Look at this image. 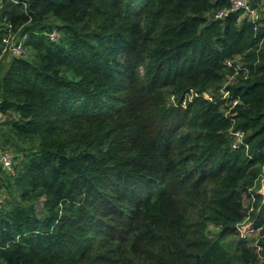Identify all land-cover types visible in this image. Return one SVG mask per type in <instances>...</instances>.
<instances>
[{"label": "trees", "instance_id": "16d2710c", "mask_svg": "<svg viewBox=\"0 0 264 264\" xmlns=\"http://www.w3.org/2000/svg\"><path fill=\"white\" fill-rule=\"evenodd\" d=\"M230 2L3 0L0 51L6 18L28 53L0 69V113H20L0 264L257 263L237 225L264 165V19L216 17Z\"/></svg>", "mask_w": 264, "mask_h": 264}, {"label": "built area", "instance_id": "2783aa9c", "mask_svg": "<svg viewBox=\"0 0 264 264\" xmlns=\"http://www.w3.org/2000/svg\"><path fill=\"white\" fill-rule=\"evenodd\" d=\"M18 2V1H16ZM3 0H0V8L2 7ZM241 11L243 16L246 17L252 24L255 32H258L260 26L262 25V16L258 10V7L253 5V0H231L229 7L220 9L216 12V17L224 18L230 12ZM5 29L8 30L7 35L3 38L1 51H0V62L3 61L4 56L7 55L9 58L13 57H24L27 56L28 46L26 44L28 40V34L18 35L13 31V26L5 18L3 21ZM49 36L52 40H57L60 37V33L54 29L49 33ZM225 64L228 67H233L235 73H237L241 68V64L236 59H226ZM228 92H224V96H228ZM238 101L236 100L234 104ZM9 120H18L20 118V113H11V115L6 116L0 113L1 121ZM231 134L233 135V148H244L249 150V144L245 142V134L241 129L232 130ZM248 152V151H247ZM0 168L3 169L8 175L15 174V156L9 149L0 148ZM5 204V199L0 193V215L3 211ZM240 234L243 237H246L248 230L240 229ZM263 263L264 264V257Z\"/></svg>", "mask_w": 264, "mask_h": 264}, {"label": "rangeland", "instance_id": "374dc122", "mask_svg": "<svg viewBox=\"0 0 264 264\" xmlns=\"http://www.w3.org/2000/svg\"><path fill=\"white\" fill-rule=\"evenodd\" d=\"M258 10L261 14V16L263 17L262 19H264V4L263 2L259 4L258 6ZM243 19V17L241 18V20ZM9 57L7 55L4 56L3 59V64L0 65V69L2 70L3 68H6V65L9 61ZM237 61H240V58H235ZM192 96V94L188 95L187 98L190 99ZM2 123L3 121H1L0 119V135L4 134V132L10 131L9 127H3L2 128ZM5 148L9 149L13 155L15 156V151L14 149L8 145L5 146ZM246 154L248 153V150H245ZM263 172L262 175H259V181L255 180V186L250 188L249 191L252 195L251 199H250V203H251V209H250V213L251 216L249 218L246 219L245 222L239 223L237 225V233H239V235L241 236V232L240 229H244V227L246 225H248L247 223L251 222L254 218V216L252 215V213L254 214L257 211V207L264 201V165H263ZM8 182V183H7ZM0 193L3 195L5 202L6 201H12L14 200V197L16 196L15 190H14V185H13V181L11 179V176L8 175L3 169L0 168ZM209 230L211 234H217L220 231V228L215 227L214 225H210L209 226ZM261 229L260 228H251V230L248 229L247 235L246 237L241 236L242 238H244L247 243H246V247L251 250L253 252V254L255 253L257 255V263L256 264H262L263 260V249L258 247V242H259V238L261 236L260 234ZM233 238H230V240L227 241L226 246L229 249H234L235 248V243H234ZM257 246V247H256ZM250 251V252H251ZM254 254V255H255ZM235 264H239V263H235Z\"/></svg>", "mask_w": 264, "mask_h": 264}]
</instances>
